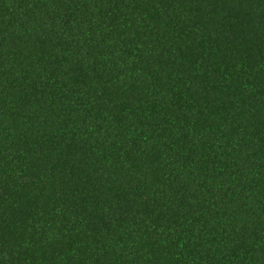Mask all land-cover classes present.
I'll return each instance as SVG.
<instances>
[{
    "label": "trees",
    "instance_id": "1",
    "mask_svg": "<svg viewBox=\"0 0 264 264\" xmlns=\"http://www.w3.org/2000/svg\"><path fill=\"white\" fill-rule=\"evenodd\" d=\"M0 264H264V0H0Z\"/></svg>",
    "mask_w": 264,
    "mask_h": 264
}]
</instances>
